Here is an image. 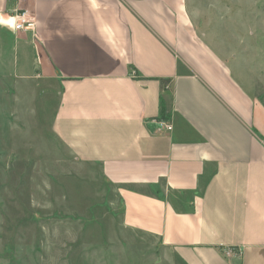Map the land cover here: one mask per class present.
I'll return each mask as SVG.
<instances>
[{
	"label": "crops",
	"instance_id": "crops-1",
	"mask_svg": "<svg viewBox=\"0 0 264 264\" xmlns=\"http://www.w3.org/2000/svg\"><path fill=\"white\" fill-rule=\"evenodd\" d=\"M193 7L0 0V43L3 28L16 39L0 54V73L11 53L14 74L33 70L55 88V136L115 189L122 230L169 252L161 264H264L257 72ZM19 12L36 30L10 27Z\"/></svg>",
	"mask_w": 264,
	"mask_h": 264
},
{
	"label": "rangeland",
	"instance_id": "rangeland-1",
	"mask_svg": "<svg viewBox=\"0 0 264 264\" xmlns=\"http://www.w3.org/2000/svg\"><path fill=\"white\" fill-rule=\"evenodd\" d=\"M191 2L249 54L264 100V0ZM2 30L0 54L16 41ZM10 54L0 73V264H161L169 252L122 230L115 189L55 136V88L33 70L14 74Z\"/></svg>",
	"mask_w": 264,
	"mask_h": 264
},
{
	"label": "built area",
	"instance_id": "built-area-1",
	"mask_svg": "<svg viewBox=\"0 0 264 264\" xmlns=\"http://www.w3.org/2000/svg\"><path fill=\"white\" fill-rule=\"evenodd\" d=\"M10 27L15 32H32L36 30V24L32 22L30 17L28 16L27 12L24 13H18L12 18V22L10 24ZM159 125L162 129L171 132L173 130V125L171 122L168 121H159ZM235 252L233 249H228L226 254L228 256L233 255Z\"/></svg>",
	"mask_w": 264,
	"mask_h": 264
}]
</instances>
